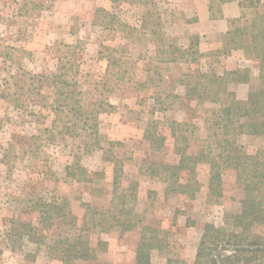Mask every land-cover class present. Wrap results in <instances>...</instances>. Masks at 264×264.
<instances>
[{"label":"rangeland","instance_id":"obj_1","mask_svg":"<svg viewBox=\"0 0 264 264\" xmlns=\"http://www.w3.org/2000/svg\"><path fill=\"white\" fill-rule=\"evenodd\" d=\"M243 3L247 19L264 14V0ZM108 12L126 26L140 28L148 24L149 29L152 22L177 41L186 35L181 7L172 0H0V264H63L48 256L43 245L24 241L21 251L8 246L10 221L18 215L34 220L29 202L36 196L48 201L66 198L76 217L84 212L81 202L100 206L107 203L109 194L90 191L101 186L109 188L112 182V162L103 158L100 149L83 153L81 164L88 171L101 172V181L93 177L90 183H77L66 176V168L81 152L85 136L80 133L78 138V100L112 106L103 107L98 115L99 131L105 138L121 143L114 146V151L123 157L129 179L138 181L137 210L144 223L169 232L168 249L152 251L151 264H166L168 258L192 264L201 225L209 222L224 227V216L240 210L243 190L232 170L223 174V197L219 202L207 198L205 164L197 167L201 188L193 199L179 196L168 200L162 183L140 174L141 166L151 159L176 160L167 122L192 121L201 128V134L203 122L194 104L167 97L184 91L175 82V67L157 64L152 41L141 35L140 39L138 35L126 36L127 28H116ZM110 56L118 60L117 65L108 64ZM125 68L128 71L121 73ZM147 68L149 80L145 76ZM199 68L249 69L251 82L231 87L243 101L258 75L257 64L241 50L220 60L203 57ZM167 103L173 105L161 110ZM150 121L157 122L166 136V148L161 153L148 151L142 140L143 129ZM238 142L248 154L264 150L260 137L242 135ZM150 192L155 194L150 197ZM227 231L238 232L230 228ZM253 232L264 237L261 225ZM99 239L105 242V249L97 248L95 261L76 260L70 264H133L136 233L122 237L116 231L91 234L92 246Z\"/></svg>","mask_w":264,"mask_h":264},{"label":"trees","instance_id":"obj_2","mask_svg":"<svg viewBox=\"0 0 264 264\" xmlns=\"http://www.w3.org/2000/svg\"><path fill=\"white\" fill-rule=\"evenodd\" d=\"M241 2L244 9L243 0ZM106 15L116 28H127L126 36L136 38L138 35L140 39L141 35L152 41L156 47L154 60L159 65H173L177 71L175 82L184 89L180 94L174 92L173 88L174 93L167 97L194 104L195 111H200L197 116L203 122V134L192 121L167 122L176 160L166 162L151 159L141 166L140 174L162 183L164 197L168 200L170 197L178 199L179 196L195 198L201 188L197 175V167L201 164L208 166L206 193L210 202H219L223 197V174L227 170L234 172L236 181L242 187L240 210L224 216L226 226L216 227L209 222L201 225L192 264H264V237L253 232L258 225L264 227V150L248 154L238 142L242 135L264 140V14L247 19L243 13L226 33L223 47L215 54L206 56L216 60L218 54L229 55L232 50H241L244 56L257 64L256 84L250 85L244 101L237 98L231 87L250 83V70H225L221 74L211 69L202 71L199 61L205 55L198 49L197 36H191L184 47L176 38L163 33L159 24L151 22L149 29L148 24L133 28L126 26L113 13ZM117 61L114 56L107 59L112 66L117 65ZM107 71L109 73V69ZM127 71L125 68L121 73ZM145 73L149 80L150 69L147 68ZM143 84L146 85V82ZM157 97L156 101L159 100ZM172 105L162 104L160 109L164 111ZM103 107L112 106L104 102L84 104L78 100V138L82 136L80 133L85 136L81 152L73 157V162L66 168V176L77 183H90L93 177L102 180L101 172L88 171L81 164L83 153L90 154L100 149L103 158L112 162V182L109 188L101 186L90 191L98 195L109 194L107 203L100 206L81 202L84 212L81 217H76L66 198L48 201L36 196L29 202V213L35 214L34 220L18 215L10 221L12 228L6 236L12 250L21 251L24 241H30L45 246L48 256L63 264L76 260L95 261L97 248L104 250L105 242L99 239L96 246H92L91 234L111 231H116L119 237L137 234L133 264H151L152 251L168 249L169 232L146 225L138 213V181L129 179L123 157L114 151V146L121 143L105 138L99 131L98 115ZM92 108L93 111H90ZM152 122L146 123L142 140L148 151L157 154L165 150L166 136L158 123ZM151 193L155 194L150 192V197ZM229 228L238 232H228ZM166 264L186 263L183 259L168 258Z\"/></svg>","mask_w":264,"mask_h":264},{"label":"crops","instance_id":"obj_3","mask_svg":"<svg viewBox=\"0 0 264 264\" xmlns=\"http://www.w3.org/2000/svg\"><path fill=\"white\" fill-rule=\"evenodd\" d=\"M179 2L181 18L186 35L178 40L182 46H187L191 36L198 37V49L206 56L215 54L223 47L226 33L232 23L240 20L244 13L242 0H172ZM176 3V2H175ZM177 5V4H175ZM229 55L218 54L220 60ZM216 57V56H214ZM218 74L225 71L222 68L215 70Z\"/></svg>","mask_w":264,"mask_h":264}]
</instances>
